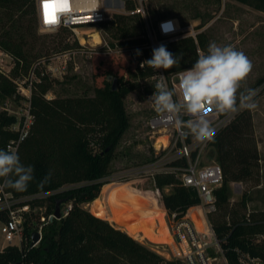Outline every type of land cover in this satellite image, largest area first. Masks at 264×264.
<instances>
[{
	"label": "trees",
	"instance_id": "1",
	"mask_svg": "<svg viewBox=\"0 0 264 264\" xmlns=\"http://www.w3.org/2000/svg\"><path fill=\"white\" fill-rule=\"evenodd\" d=\"M239 1L264 12V0ZM127 7L134 9V2L129 0ZM38 26L36 0H0V48L15 58V74L21 65L28 69L31 64L30 50ZM99 26L110 38L118 40L109 43L112 47L141 48L144 58L152 57L154 48L140 13L115 14ZM203 26L199 24L196 28ZM63 29L67 28L59 30ZM163 39L158 47L164 45L174 56L181 57L178 66L165 71L168 74L192 67L199 50L206 53L210 44L204 31L198 32L196 38L181 35L175 40ZM75 43L78 45L77 41ZM115 62L108 64L115 67ZM141 72L147 77L152 75L148 66ZM43 79L33 88L34 121L18 152L21 163L33 167L34 179L25 191L10 187L7 190L15 196L57 191L47 199L49 212L55 210L58 202L61 207L67 203L72 206L66 216L44 226L42 239L34 247H30L34 230L31 221L26 220L23 247H4L0 250V264H159L160 256L149 246L84 206L100 196L110 175L116 147L129 126L123 97L111 86L110 89L97 88L96 93L89 96L49 99L45 97L49 85ZM152 89L155 90L154 84L151 92ZM15 92L16 84L0 72V95ZM15 119L6 110H0V149L5 150L7 142L15 136L9 129ZM251 120L250 110L241 111L210 143L214 147V160L223 169L224 180L214 189L217 209L209 214V219L230 264H243V256L264 264V208L242 212L229 207L230 182L249 180L258 171V147L255 140L247 137ZM195 156L196 151L192 153V157ZM170 164L186 167L188 160L182 157ZM45 177L49 178L45 181ZM155 182L162 191L161 203L163 198L170 213L177 212L181 216L198 205L196 190L184 185L176 173L159 172ZM170 187L168 192L164 191ZM248 200L243 195L240 206L247 208ZM196 209L191 210L192 215Z\"/></svg>",
	"mask_w": 264,
	"mask_h": 264
},
{
	"label": "rangeland",
	"instance_id": "2",
	"mask_svg": "<svg viewBox=\"0 0 264 264\" xmlns=\"http://www.w3.org/2000/svg\"><path fill=\"white\" fill-rule=\"evenodd\" d=\"M146 11L151 28V40L157 43L165 41L163 36L155 31L160 18L177 17L182 27V35L204 31L209 43L215 42L222 47L231 46L243 52L250 59L253 65L252 71L242 83L241 92L248 88L258 90L262 84L264 85V12L239 0H148ZM199 24H204V26L197 29L196 26ZM96 28L101 29L107 42H118L117 39L110 38L100 26ZM78 41L69 28L61 31H44L38 26L36 38L32 40L29 68L21 65L18 74H15V58L1 48L0 68L8 74L7 77L25 86L30 79L36 87V83L42 82L45 77L43 81L45 80V83L49 85L45 97L49 99L93 95L97 88L110 89L113 79L117 78V90L124 99L129 116V126L116 147L111 161L110 175L106 178V184L100 196L84 206L111 223L114 222L109 216L120 215L147 223V226L133 224V234L136 238L131 236L151 246L154 243L138 236L139 233L146 236L156 234L163 237L167 230L164 221H156L157 216L147 214V211H154L156 198L162 197V191L156 187L151 172L141 171L144 165L151 162L146 161L159 153L155 144L157 135L154 136L148 126L149 118L156 112L153 103L149 100L155 91L152 89L151 92L153 81L142 74L137 61L130 57V52H121L118 46L106 51L90 50L88 46L86 51L81 50L73 55L71 51L80 45ZM65 59L67 60L66 70H59L58 67L64 65ZM114 60L116 61L115 67L110 66L108 63ZM33 69L36 70L38 76L31 77L29 72ZM261 79L263 81L259 82ZM18 95L17 91L13 95H0V110H6L9 114L21 112L27 101L25 102L22 97L17 98ZM254 100L257 107L250 110L252 120L247 137L255 140L258 147L260 154L258 171L249 180L230 182L229 207L240 209L242 212L264 208V88L257 93ZM214 156V147L209 145L204 150L201 161L203 164L212 163L215 161ZM157 188L159 196L156 194ZM170 189L171 187L164 191L168 192ZM141 194V200L144 202L143 209H135L136 198ZM243 195L249 199L247 208L240 206ZM47 203V199H42L32 205L35 211L30 220L33 230L42 223L40 220L42 214L50 213ZM193 216L202 217L199 208L195 210ZM2 219L0 215V250L8 245L1 230ZM155 221L158 222L157 230Z\"/></svg>",
	"mask_w": 264,
	"mask_h": 264
},
{
	"label": "built area",
	"instance_id": "3",
	"mask_svg": "<svg viewBox=\"0 0 264 264\" xmlns=\"http://www.w3.org/2000/svg\"><path fill=\"white\" fill-rule=\"evenodd\" d=\"M128 1L129 0H100V7L94 10L93 13L89 12L85 14L81 11L79 14H74L75 18L69 16L66 20L62 21L58 28L45 29L41 22V0H36L39 27L44 31H57L61 28L71 29L80 44L75 50L71 51L73 55L81 50L86 51L85 49L86 47L88 48V46L90 50H111L113 47L105 40L101 29H97L96 27L99 26L100 23L113 18L115 14L140 13L147 24L148 35L149 37L151 36V28L148 23L146 11V3L148 0H131L135 4V8L132 10H129L127 7ZM169 21L173 22L174 30L165 34L162 25ZM155 31L168 40H175L182 35V27L177 17L160 18L157 22V29H155ZM192 35L196 38V34ZM159 44L160 43L151 40L153 48H157ZM97 47H99V49H97ZM120 50L121 52H130V57H133V59L137 61V65L140 68L141 63L147 60V58H144L141 48L120 47ZM137 50L140 51V55H137ZM199 52L201 53V50H199ZM63 64L64 65L58 67L59 70H66V59ZM184 70L168 74L163 69H152L150 78L155 85L160 76L163 75L169 88H175L177 92L174 99L179 100L178 74ZM0 72L4 75L6 74L1 68ZM29 74L31 77L33 75L38 76L35 69L31 70ZM6 76H8V74H6ZM12 80L17 85V93L20 97L25 99V102L27 101L21 112L11 114L14 115L16 119L10 125L9 129L15 133V136L11 138L5 146V150L15 151L18 154L21 144L30 134L34 121V114L32 112V93L35 84L33 80L30 79H28L29 83L26 86L15 79ZM262 88H264L263 84L258 88V92L261 91ZM239 113L240 110L236 113L221 115V113H217L215 110H210L206 118L215 129V137L219 131L229 124ZM181 118L185 122L191 119L189 115L183 112L181 113ZM148 126L153 135H157L155 144L157 145L159 153H157L154 160L144 165V169H141V171L151 172L154 179L159 172H174L184 185L194 188L199 197V203L193 208L200 209L206 229L205 231H201L198 227L191 212L193 208L187 210L180 216L177 212L170 213L166 209L162 199L164 221L167 225L171 241L159 243L152 242L154 244L151 246L149 244L146 245L160 256L161 260L159 264H230L209 219V214L217 209L214 189L220 186L224 180L223 169L218 162L214 161L212 163L203 164L201 161L202 154L210 145L211 141L198 142L191 135H182L181 132L176 129L174 123L168 121L166 114L155 112V114L149 118ZM185 131H187V129H185ZM194 151H196L195 158L192 157ZM182 157L188 160V165L186 167L170 164L172 161ZM2 183L3 180H0V184ZM56 192L57 191H46L24 196H15L12 192L7 190V187L0 188V215L3 218L1 220V230L5 235V240L8 242V245H17L20 248L23 247L25 242V222L26 220H32V216L35 212L32 208V201L48 199ZM71 206V203H67L65 207H61L62 217L68 214ZM54 211L47 215L42 214L40 217L42 223L39 224L35 230L40 232L41 239L44 226L54 219H57ZM156 223L155 229L157 230L158 222ZM39 242L35 246H37ZM241 260L243 264H261L260 260L250 256H243Z\"/></svg>",
	"mask_w": 264,
	"mask_h": 264
},
{
	"label": "clouds",
	"instance_id": "4",
	"mask_svg": "<svg viewBox=\"0 0 264 264\" xmlns=\"http://www.w3.org/2000/svg\"><path fill=\"white\" fill-rule=\"evenodd\" d=\"M100 7V0H41V22L45 29H56L69 16L87 14ZM47 15L48 23L45 22ZM167 34L174 30L173 22L162 25ZM137 50V55H140ZM180 56H174L166 46L160 45L153 49L152 57L141 63V68L165 71L179 65ZM252 62L241 51L231 46H218L210 42L207 52L200 53L190 69L180 72L179 93L169 88L163 75L154 85V93L149 98L157 113L166 114L169 122L174 123L182 135H191L198 142H210L215 137V129L206 118L210 110L217 113H236L239 110H252L257 107L254 97L256 89L248 88L241 92L240 88L252 71ZM191 119L186 122L181 113ZM187 129V131H185ZM31 165L21 163L15 151L0 149V188L10 187L16 191H25L29 182L34 179ZM49 177H45V181ZM43 184V181L41 182Z\"/></svg>",
	"mask_w": 264,
	"mask_h": 264
},
{
	"label": "bare ground",
	"instance_id": "5",
	"mask_svg": "<svg viewBox=\"0 0 264 264\" xmlns=\"http://www.w3.org/2000/svg\"><path fill=\"white\" fill-rule=\"evenodd\" d=\"M156 194L159 196V192L158 190L156 191ZM158 199L160 200V197H157L156 200L158 202ZM160 203H161V200H160ZM155 206V209H153L154 211H150V214L154 215V216H157L158 219L156 221H164V208L162 206V203H161V207H156ZM194 218V217H193ZM197 222V225L198 227L201 229V231H205L206 227H205V223L203 221V217L201 218H194ZM155 221V222H156ZM165 222V221H164ZM148 224H144V226H147ZM205 234V232H203ZM207 235V234H205ZM140 236V235H138ZM143 238H147L148 240L152 241V242H169L171 241V237H170V234H169V231H168V228L166 230V234L163 236V237H159L158 235L156 234H150L148 236L146 235H142Z\"/></svg>",
	"mask_w": 264,
	"mask_h": 264
},
{
	"label": "crops",
	"instance_id": "6",
	"mask_svg": "<svg viewBox=\"0 0 264 264\" xmlns=\"http://www.w3.org/2000/svg\"><path fill=\"white\" fill-rule=\"evenodd\" d=\"M142 197V194H141V196H139V197H137L136 198V204H135V209H137V208H139V210L140 209H143L142 208V204L144 203L141 199ZM156 207H161V203H160V200L158 199V202L156 203ZM142 211V210H141ZM143 212V211H142ZM145 214H146V212H144ZM143 213V214H144ZM147 214H150V211H147ZM140 215H142V214H140ZM139 216V215H138ZM109 218L114 222V223H116V224H118V225H116V224H114V223H112V224H114L116 227H118V228H121V229H123V230H125L126 232H128L130 235H133V236H135L134 234H133V229H132V225L133 224H137V225H144V224H147V223H143V221H140V220H138V221H134L133 219H131V218H128V217H123V216H115V217H111V216H109ZM139 235H140V237H142V234L141 233H139ZM135 238H136V236H135Z\"/></svg>",
	"mask_w": 264,
	"mask_h": 264
},
{
	"label": "water",
	"instance_id": "7",
	"mask_svg": "<svg viewBox=\"0 0 264 264\" xmlns=\"http://www.w3.org/2000/svg\"><path fill=\"white\" fill-rule=\"evenodd\" d=\"M117 88H118V80L115 77L113 79L112 89L113 90H116ZM54 214H55V216H56L57 219H60L62 217V214H61V206H60V203L59 202L56 204ZM31 239H32V241H31V247H33V246H35L41 240L40 232L38 230H34L32 232ZM18 264H22V263L19 262Z\"/></svg>",
	"mask_w": 264,
	"mask_h": 264
},
{
	"label": "snow or ice",
	"instance_id": "8",
	"mask_svg": "<svg viewBox=\"0 0 264 264\" xmlns=\"http://www.w3.org/2000/svg\"><path fill=\"white\" fill-rule=\"evenodd\" d=\"M45 22L46 23H48L49 21H48V19H47V15L45 16Z\"/></svg>",
	"mask_w": 264,
	"mask_h": 264
}]
</instances>
